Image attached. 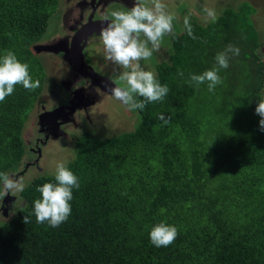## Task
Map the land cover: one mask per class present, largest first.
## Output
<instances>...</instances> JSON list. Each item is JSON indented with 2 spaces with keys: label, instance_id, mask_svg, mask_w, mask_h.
Listing matches in <instances>:
<instances>
[{
  "label": "trees",
  "instance_id": "1",
  "mask_svg": "<svg viewBox=\"0 0 264 264\" xmlns=\"http://www.w3.org/2000/svg\"><path fill=\"white\" fill-rule=\"evenodd\" d=\"M58 3L0 0V61L14 53L40 82L31 91L16 85L0 102V173L10 175L27 153L24 129L47 76L34 46ZM254 13L243 2L215 22L189 18L195 39L184 26L171 35L170 62L157 64L155 77L167 96L137 109L133 130L78 139L65 166L80 186L60 226L37 223L33 211L37 188L57 183L56 173L30 180L23 204L0 223V264H264V131L255 113L264 101V51ZM229 45L239 55L229 53L214 91L191 81ZM161 222L178 235L158 248L149 233Z\"/></svg>",
  "mask_w": 264,
  "mask_h": 264
},
{
  "label": "clouds",
  "instance_id": "2",
  "mask_svg": "<svg viewBox=\"0 0 264 264\" xmlns=\"http://www.w3.org/2000/svg\"><path fill=\"white\" fill-rule=\"evenodd\" d=\"M151 3L153 7L150 8L144 0H135L128 11H112L108 25L100 31L105 58L123 69L118 81L126 83L125 87H113L112 94L130 110H143L149 103L162 102L169 92L167 85H162L153 72L143 70L140 65L141 60H148L154 51H159L165 35H175V16L165 11L166 5L161 0H151ZM203 12L206 18L215 22L213 9L205 7ZM183 24L187 34L195 39L189 17L184 18ZM141 34L144 40L140 39ZM229 53L239 55V48L229 45L224 52L217 54L214 68L200 75H191V81L197 85L207 82L209 91H214L216 85L222 83L219 71L229 66ZM179 74L183 76V72ZM39 84V80L33 81L30 76L29 66L18 61L14 53L8 52L0 61V102L13 94L16 85L31 91L37 89ZM255 113L261 117L259 128L264 131V101L258 102ZM159 119L165 124L168 122L163 115ZM55 180V184L49 182L37 188L41 198L34 201L33 209L36 222H47L51 227H58L68 219L72 210L69 202L73 199V189L80 186L78 177L64 163L57 164ZM0 184L3 186L0 197L24 190L22 180L7 173H0ZM24 223H30L29 216H24ZM177 235L175 226L161 222L151 229L149 238L159 248L172 244Z\"/></svg>",
  "mask_w": 264,
  "mask_h": 264
},
{
  "label": "flooded vegetation",
  "instance_id": "3",
  "mask_svg": "<svg viewBox=\"0 0 264 264\" xmlns=\"http://www.w3.org/2000/svg\"><path fill=\"white\" fill-rule=\"evenodd\" d=\"M175 1L177 4L178 1ZM113 3H118L130 10L135 0H59L57 10L51 18L48 30L41 42L35 45L38 49H35V51L38 54L47 53L54 55L53 57H57L59 63H64L65 68L57 73V86L52 90L51 99L48 100L50 95H45L43 91L31 114L36 108L39 109L38 112L29 116V127L23 134L27 145V153L21 162V164L26 162V168L21 169L20 164L16 175H26L29 169L31 170L32 168L42 169L39 162L44 154V147L51 141H66L65 139L75 136L77 131H81L85 126L83 118L87 121L89 120L92 125L94 122L91 113L92 108L106 100V94L112 96L102 91L100 86H95V89L91 88L93 79L86 75L87 71L85 68H82L81 72L78 71L77 67L79 65L77 63L82 61L90 65L93 63L87 57L86 49L93 41L100 38L101 28L97 21H103L106 17L111 19L105 15V12ZM56 13L57 19H59L55 24H52ZM192 13L194 14V12ZM194 16L197 17L196 14ZM45 45H48L49 49L43 48ZM96 47H98L97 50L101 54L102 61L104 63H112L105 58L104 45L97 43ZM52 48L54 49L52 50ZM52 101L53 103H51ZM72 101L78 102L80 106L77 107L74 114H67L66 118L69 120L58 128L54 126L59 125L61 118L55 123V119H42L41 115L43 113H47L58 106H64L63 116H65L69 112L67 106ZM88 103L90 104L85 106ZM14 173L16 171L10 175ZM3 198L4 196L0 199L1 209ZM18 203H20V199L17 197L10 208H15Z\"/></svg>",
  "mask_w": 264,
  "mask_h": 264
},
{
  "label": "rangeland",
  "instance_id": "4",
  "mask_svg": "<svg viewBox=\"0 0 264 264\" xmlns=\"http://www.w3.org/2000/svg\"><path fill=\"white\" fill-rule=\"evenodd\" d=\"M161 0L162 3L166 5L165 11L169 14H173L175 19L173 20L174 32H182L184 30L183 20L185 17L194 18L196 14L198 21L202 24H206L210 19L206 18V14L203 12L205 7L213 9L216 13V17L222 14L224 9L228 7L239 8L240 4L243 2H249L255 7V13L253 14L252 20L258 32L259 41L262 43V48L264 49V0ZM147 7H153L151 0H144ZM125 7V6H124ZM118 3H113L110 5L109 9L106 10L105 15L110 16L112 11H128V8H124ZM194 12V14L192 12ZM59 19V18H58ZM57 13L52 20V24L57 21ZM171 34H167L163 37L159 51H154L153 55L148 60H141V68L145 71H151L157 75V64L162 62H170V52H171ZM145 37L141 34V40ZM103 44L101 38L93 41L90 46L86 49L87 57L91 60V66L96 69V71L114 81L120 87H125L126 83L123 81H118L119 74L123 69L114 65L113 63H104L102 61L101 54L96 44ZM151 48V44L148 45ZM36 50L37 47H34ZM100 54V55H99ZM44 61L46 67V80H45V95H50L48 100L51 99L52 90L57 86V73L65 68L64 63H59L57 57L54 55H49L47 53L39 54ZM100 57V58H99ZM46 62V63H45ZM54 92V91H53ZM53 103V101L51 102ZM91 111L93 117V123L83 118L84 127L77 131V134L73 137L65 139L66 141H51L43 149V156L39 162L40 168H32L26 173V175H16L19 170H15L12 176L13 178H18L22 180L24 187L40 173L45 174H55L57 170V164L64 163L65 165L71 161L76 155V143L79 138H81L86 133H91L97 138H107L117 136L123 132L135 129L139 122V113L136 110H130L126 105L117 100L115 97L106 94V100L101 104H98L92 108ZM38 108L31 114L38 112ZM30 115V116H31ZM30 119V117H29ZM29 127V121L26 123L24 131ZM80 131V132H79ZM26 162L20 165L21 169L26 168ZM38 169V170H37ZM14 171V172H15ZM3 190L1 184L0 191ZM16 195L20 199L15 208L9 209L8 215L4 214L3 208H0V223L9 220L16 212L17 207L23 204V200L20 197V192L11 193ZM2 197H0L1 199Z\"/></svg>",
  "mask_w": 264,
  "mask_h": 264
},
{
  "label": "water",
  "instance_id": "5",
  "mask_svg": "<svg viewBox=\"0 0 264 264\" xmlns=\"http://www.w3.org/2000/svg\"><path fill=\"white\" fill-rule=\"evenodd\" d=\"M109 20L110 19H105L103 21H97V22L100 24V28L102 29L103 27H106L108 25ZM101 29H100V31H101ZM43 48L49 49V46L48 45H45V46H43ZM54 48H52V50ZM263 51H264V49H263ZM77 64L79 65L77 67V70L78 71L81 72L82 71V68H85L86 71H87L86 72L87 73L86 75H88L90 78L93 79V82H92V84L90 86L91 88H94L95 89L96 88L95 86H100V88L102 89V91H104V92H106V93L114 96L112 94L111 89L113 87L119 86L118 84H116L110 78H108V77H106V76L98 73L90 64L84 63V61H82L81 63H77ZM89 104L90 103L86 104L85 106H87ZM79 106H80V104L78 102L75 103L74 101H72L70 103V105L67 106V108L69 109V112H67L65 116H63V111L65 110L64 109V106H58L55 109H53L51 111H48L47 113H43L41 115V117H42L43 120H47V118H49V119H55L54 120V123H55V121L60 120V118H61V120H60L61 122L59 123V125L54 126V127H57L58 128L65 121L67 122L69 120L68 118H66L67 114H74V111ZM16 199H17V196L16 195H13L11 193H9L6 196H4V198H3V206H2L3 210L2 211H4V214L5 215H8L9 209H10L11 205L16 201Z\"/></svg>",
  "mask_w": 264,
  "mask_h": 264
}]
</instances>
